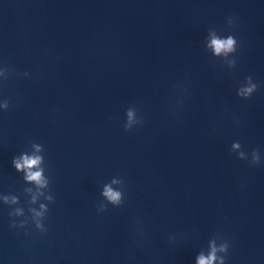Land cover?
<instances>
[{
    "label": "water",
    "instance_id": "1",
    "mask_svg": "<svg viewBox=\"0 0 264 264\" xmlns=\"http://www.w3.org/2000/svg\"><path fill=\"white\" fill-rule=\"evenodd\" d=\"M209 28L236 35L234 66ZM0 61L32 74L0 88V194L27 212L11 157L36 140L55 197L44 237L0 204V264H195L214 233L228 264H264V0H0ZM130 105L145 119L125 132ZM117 175L125 203L98 214Z\"/></svg>",
    "mask_w": 264,
    "mask_h": 264
},
{
    "label": "clouds",
    "instance_id": "2",
    "mask_svg": "<svg viewBox=\"0 0 264 264\" xmlns=\"http://www.w3.org/2000/svg\"><path fill=\"white\" fill-rule=\"evenodd\" d=\"M231 23L232 15L228 16ZM239 41L235 34L227 32L220 34L214 28H209L204 37V46L216 57L224 58L229 67L235 65L234 54L237 52ZM232 56L233 58H230ZM31 73L27 70L17 72V69L9 64L0 61V88L10 79L17 76L29 79ZM258 89V82L254 81L251 75L244 77L240 86L236 90L237 96L242 99H250ZM12 98L0 92V113L9 110ZM144 115L135 105H130L124 109L122 128L125 132L138 128L144 122ZM240 143L234 141L231 150L235 151L236 157L246 160L249 166H256L262 162L260 152L253 149L248 154L240 150ZM44 145L36 140H31L29 147L16 152L11 157V167L18 173H22V179L26 187L24 192L28 195L27 212L20 206V198L15 194H0V204L9 207V228L17 232L23 231L25 236L31 233L41 237L47 236L49 226L47 224L50 205L54 203L55 197L49 192L50 178L45 174L44 167ZM124 178L113 176L105 182L100 191L102 201L95 208L98 214L107 210L111 205L113 208L121 207L125 203V191L123 190ZM231 248L230 238L214 233L207 241V248L201 250L195 256V264H228Z\"/></svg>",
    "mask_w": 264,
    "mask_h": 264
}]
</instances>
